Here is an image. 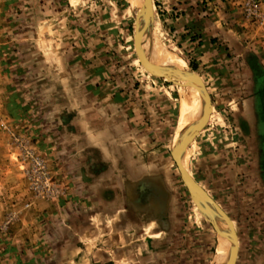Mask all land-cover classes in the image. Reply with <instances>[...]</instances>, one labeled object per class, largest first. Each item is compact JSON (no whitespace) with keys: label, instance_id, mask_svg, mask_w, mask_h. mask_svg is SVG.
<instances>
[{"label":"rangeland","instance_id":"obj_1","mask_svg":"<svg viewBox=\"0 0 264 264\" xmlns=\"http://www.w3.org/2000/svg\"><path fill=\"white\" fill-rule=\"evenodd\" d=\"M30 1H36L38 10H46V6L59 10L51 18L48 40L60 44L79 41L85 55H100L107 60L112 86L134 90V101L147 110L148 147L164 157L177 205L175 228L163 251L143 264H212L221 239L218 243L211 220L191 199L170 153L183 94L178 80L153 74V68L142 54L140 57L135 42V2L131 8L130 0ZM151 1L153 14L147 16L151 49L157 44L196 72L211 103L206 123L183 143L182 158L226 213L228 235L237 247L236 264H264V138L260 135L264 121V0ZM6 86L7 104L24 100L25 96L12 93L14 83ZM25 130H13L0 122V147L12 150L9 160L24 182L21 203L13 208L17 216L9 214L0 221V264H46L16 253L21 245L14 239V230L19 219L28 221L29 201L45 202L29 190L28 163L21 161L17 139L49 161L41 153L37 133ZM55 169L59 171V166Z\"/></svg>","mask_w":264,"mask_h":264},{"label":"crops","instance_id":"obj_2","mask_svg":"<svg viewBox=\"0 0 264 264\" xmlns=\"http://www.w3.org/2000/svg\"><path fill=\"white\" fill-rule=\"evenodd\" d=\"M46 7L0 0V122L35 131L69 189L56 203L29 201L28 221L14 230L16 253L46 264H143L163 251L177 205L164 157L148 147L147 110L134 90L112 86L100 55L46 38L59 13ZM7 82L24 100L5 102ZM4 147L0 221L15 215L24 183Z\"/></svg>","mask_w":264,"mask_h":264},{"label":"water","instance_id":"obj_3","mask_svg":"<svg viewBox=\"0 0 264 264\" xmlns=\"http://www.w3.org/2000/svg\"><path fill=\"white\" fill-rule=\"evenodd\" d=\"M151 0H143V6L140 10H138V15L136 17V26H135V42L136 46L138 48V51L143 55L145 61L147 64L153 68L152 72L153 74H157L162 76L163 78L167 77L170 79L175 80L176 77L182 78L187 82H191L195 85V88L199 91L201 99H202V113L200 118L195 121L194 123L190 124L179 136V139L177 140L176 144L173 147V144L170 149L171 156L179 170L181 180L183 184L185 185L190 197L192 200H196L198 202L203 203L207 208L216 211L217 218H210L208 217L212 224L215 227L216 231V237L217 242H220L221 238H225L224 230L222 229L221 225L223 221L227 224L229 221L226 213L221 208V206L213 199V197L203 188L201 184L198 183V181L189 174L188 171L185 170L183 167V164L181 163V157L184 150L183 147V141L181 140V137L187 133H190L192 130L195 129L194 134H197L199 130L202 128V125L206 123L207 119L209 118L210 111H211V103L208 101V93L206 90L205 83L203 79L194 72L191 68L189 69H180L175 66H162L157 65L153 61H151V54L150 50L147 47V40L149 31L151 29V23H147L146 29L144 24V11L147 10L148 16H152L153 14V5L151 7ZM152 22V20H151ZM147 36V39L144 38V36ZM145 46V49H144ZM142 60V58H141ZM145 65V64H144ZM146 66V65H145ZM147 67V66H146ZM150 71V70H149ZM151 72V71H150ZM151 72V73H152ZM193 134V135H194ZM191 136H187L189 138ZM173 138V137H172ZM173 147V148H172ZM205 215V214H204ZM206 216V215H205ZM232 250V251H231ZM234 254V255H233ZM237 247L233 239V247H231L229 251V258L226 262V264H236L237 261Z\"/></svg>","mask_w":264,"mask_h":264},{"label":"bare ground","instance_id":"obj_4","mask_svg":"<svg viewBox=\"0 0 264 264\" xmlns=\"http://www.w3.org/2000/svg\"><path fill=\"white\" fill-rule=\"evenodd\" d=\"M133 2H135L136 7H137V13L135 15V18L138 15V10H140L143 6V0H130V7H133ZM134 12V10H133ZM147 10L145 9L144 11V24H145V29L147 26V23L149 22L148 17H147ZM136 26V23H135ZM145 39H147V36L145 34L144 36ZM151 44V43H150ZM154 49V52L151 49V46L149 45V41L147 40V47L150 50L151 54V61L156 63L157 65H162V66H175L180 69H189L187 64L177 62L176 59L167 51L165 50H160V47L157 44H152ZM145 49V46H144ZM146 50V49H145ZM147 63V62H146ZM175 80H178L177 86L179 87L181 93L183 94V97L180 102V108H179V116L176 124V128L174 130L173 138L171 140V146L173 144H176L177 140L179 139L180 134L192 123L197 121L202 113V99L200 96L199 91L195 88V85L191 82H187L182 78L176 77ZM193 132V130L190 133H187L181 137V140L183 142L186 141L187 136H190V134ZM172 147V148H173ZM181 163L183 164V167L185 168L186 171L189 172L191 176L192 173L187 167V162H184L183 158L181 157ZM179 171V170H178ZM194 177V176H193ZM204 188V187H203ZM199 207L200 210H202L205 214H207L208 217L212 218H217V213L214 210H211L207 208L203 203L198 202L196 200H193ZM222 229L224 230V235L225 238H221V246L219 251L216 253L214 259L212 260V264H226L228 258H229V251L231 247H233V238L228 235V226L223 221L221 225ZM232 251V250H231ZM234 255V254H233Z\"/></svg>","mask_w":264,"mask_h":264},{"label":"built area","instance_id":"obj_5","mask_svg":"<svg viewBox=\"0 0 264 264\" xmlns=\"http://www.w3.org/2000/svg\"><path fill=\"white\" fill-rule=\"evenodd\" d=\"M17 143H20L21 161L28 163L25 177L33 197L51 203L64 199L68 195L69 189L50 170L48 162L32 149L28 143H23L19 139H17Z\"/></svg>","mask_w":264,"mask_h":264},{"label":"flooded vegetation","instance_id":"obj_6","mask_svg":"<svg viewBox=\"0 0 264 264\" xmlns=\"http://www.w3.org/2000/svg\"><path fill=\"white\" fill-rule=\"evenodd\" d=\"M262 106H263V107H261L262 113H264V104L263 103H262ZM260 135L262 138H264V121L260 123Z\"/></svg>","mask_w":264,"mask_h":264}]
</instances>
